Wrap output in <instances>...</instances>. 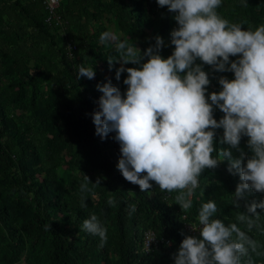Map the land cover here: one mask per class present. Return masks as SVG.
Listing matches in <instances>:
<instances>
[{"label":"trees","instance_id":"16d2710c","mask_svg":"<svg viewBox=\"0 0 264 264\" xmlns=\"http://www.w3.org/2000/svg\"><path fill=\"white\" fill-rule=\"evenodd\" d=\"M106 6L115 15L118 31L135 35L142 51L160 36L165 45L160 54L164 58L172 54L171 33L175 26L171 18L175 13L169 12L167 6L162 7L155 23H146L133 0H61L59 14L66 23L65 32L61 33L58 27L46 23L47 11L42 1L0 0V60L17 74L18 90L27 92V108L32 113L31 120H25L24 116L12 119L4 110L10 97L0 98V180L6 181L11 193L4 194L0 189V222L5 227V232L0 229V264H17L21 260L26 246L21 226L27 230L35 228L48 236V264H174L182 240L190 236L184 230V223L198 221L200 207L210 200L218 209L214 218L225 224L237 223L257 241L256 252L250 251L249 257L242 258V264L249 258L251 264H264V210L257 208L260 218L251 230L236 220L239 212L246 213V204L264 200V193H245L237 209L232 202L241 181L238 174L228 171L227 159L215 169L204 170L190 200L192 207L179 212L172 203V193L161 192L155 182L150 181L152 188L142 192L138 185L124 179L117 168L121 153L119 143L113 138L115 133H109L103 140L95 134L92 114L99 110L102 93L85 82V77L77 80L76 75L78 66H84L83 55L93 53L89 24L100 21ZM217 12L230 23L241 24L244 30L264 24V0H222ZM86 63L93 66L91 58ZM204 70L210 79L206 95L221 90L219 77L234 79L232 72H216L208 65H204ZM45 81L53 82L56 92L44 108H39V89ZM10 92L12 97H22L17 91ZM223 115L218 108L214 112L217 121ZM49 131H55L57 138L47 137ZM223 132V128L216 130L217 150L229 148L222 143ZM247 140L248 137H242L239 145L246 157L251 155ZM230 151L233 158L240 156V151ZM62 153L59 160L74 158L72 165L76 169L104 177L97 188L91 189L89 183L91 192L85 193L87 208H82L71 190L60 184V174L46 161V157L55 160ZM70 176L72 180L68 184L72 187L85 181ZM108 192L111 197L107 196ZM92 194L105 201L115 200L114 205H108L110 225L99 219L107 228L108 237L102 248L100 238L82 227L90 216ZM30 195L34 205L27 208L22 203L23 197ZM131 205H135V212H131ZM99 216L103 218V214ZM148 230L156 233L162 258H151L143 251L144 234ZM75 231H83L85 236L75 239Z\"/></svg>","mask_w":264,"mask_h":264},{"label":"clouds","instance_id":"9594fccd","mask_svg":"<svg viewBox=\"0 0 264 264\" xmlns=\"http://www.w3.org/2000/svg\"><path fill=\"white\" fill-rule=\"evenodd\" d=\"M157 3L175 13L177 23L171 33L174 51L167 58L160 54L165 46L160 36L141 54L134 44L119 40L110 31L100 35L101 43L116 42L118 55L108 58L110 71L120 64L115 79L119 81L125 71L128 75L123 94L111 79L97 84L102 95L99 110L92 114L95 134L103 140L115 133L121 153L117 168L126 181L142 192L152 188L150 181L161 192H177L174 200L182 210L192 207L188 197L199 186L204 170L215 169L227 159L228 171L238 174L241 181L232 202L239 209L238 201L245 193H264V24L244 30L241 24L230 23L217 12L222 0ZM126 64L137 67L125 68ZM204 65L216 72H232L234 79L219 77L221 90L206 95L210 79ZM82 77L93 79V67L79 65L76 79ZM217 108L224 114L219 121L214 118ZM219 128L224 130L222 143L229 148L217 150L214 146ZM245 136L251 153L247 157L239 148ZM230 149L240 151V156L233 158ZM100 182L98 178L91 183L85 176L80 185L82 208H87L84 194L91 192L89 183L99 186ZM107 204L112 206L115 200L109 198ZM245 207L246 213L239 212L236 220L251 230L260 218L257 208L264 210V200ZM130 208L135 212V205ZM217 211L212 200L202 204L199 238L190 235L182 240L174 264H242L250 251L256 252L257 241L237 223L214 218ZM82 227L98 236L99 247H104L107 228L96 214L85 219ZM245 264H251L250 258Z\"/></svg>","mask_w":264,"mask_h":264},{"label":"rangeland","instance_id":"374dc122","mask_svg":"<svg viewBox=\"0 0 264 264\" xmlns=\"http://www.w3.org/2000/svg\"><path fill=\"white\" fill-rule=\"evenodd\" d=\"M136 3L137 12L138 14H141L142 18L145 20L146 23H155L162 13V7L158 6L157 0H133ZM93 12L92 9L89 8V12ZM175 28L177 27V23L174 19V16L171 18ZM89 30H90V37H91V43L93 46V53L89 56L83 55L82 63L85 67L92 66L88 63H86L87 59L91 58L93 63V69L95 72V77L91 80L85 77V82H87L89 85L96 87L98 83L102 84L107 82L108 79H111L112 84L117 86L121 93H125L127 90V85L123 83L124 79L127 77L128 73L125 71L121 74L120 80L117 81L115 79V70L116 68L120 67L119 63L114 64L112 70H109V64H108V58L109 57H115L117 56V52L115 50V41L108 42V43H101L100 42V35L101 33L105 31L112 32L119 40H127L129 44H134L138 49L141 50V54H143L142 49L138 46L136 42V36H127L124 33L118 31L116 26V18L111 8L107 7L104 9V13L100 21L98 22H91L89 24ZM147 58H145L146 60ZM63 67V66H61ZM125 68L128 67H137V65L133 64H126L124 65ZM17 74L10 71L9 67H6L2 61L0 60V98L7 95L10 97L6 105L4 106V110L7 116L10 118H18L23 117L25 120H31L32 113L28 110L26 97L28 96L27 92H23L22 90H18L17 84ZM11 90H14L15 92H19L20 99H17L15 97H12ZM23 92V93H22ZM56 92V87L54 86L53 82L45 81L40 89L38 96V107L44 108L51 100L53 94ZM58 126V125H57ZM55 131H57V128H54ZM52 132L47 133V137L56 139V135H54ZM223 139V136L221 140ZM109 150V149H107ZM42 151V150H41ZM64 153V151H62ZM63 153L56 155L55 160H50L46 157V161L51 166L52 170L59 173L60 178V184L67 187V189H70L72 192V195L75 196L79 202H81V192H80V185L79 182L75 187L70 186L68 183L72 180L70 178V174L73 176H76L77 178H81L82 180H85V176H87L91 183H95L98 178H101L98 174L91 173L85 169H76L72 163L74 162V158L67 157L63 160H59V158L63 157ZM45 160V157H42ZM42 159V160H43ZM66 173H63V172ZM209 176H212L211 173H208ZM104 177L101 178L103 180ZM90 183V188H97L98 186H94ZM0 189L3 190V193H10V189L8 188V185L3 178L0 180ZM11 194V193H10ZM177 192H173L171 198H173V205L176 206L179 209V212H182L181 207L175 203L174 197L177 195ZM85 195V194H84ZM154 195V193H153ZM31 197H23L24 201L22 202L25 207L30 208L34 205L32 202L33 195H30ZM108 197H111L112 194L110 192L107 193ZM12 198H15V196H11ZM191 197H188L189 200H191ZM27 198V199H26ZM91 200V208L89 214H96L100 220H102L103 224H106L107 226L111 223V218H108V214L111 212V208L108 207L107 200L105 201L103 198L99 197L96 194H92L90 196ZM233 206V205H232ZM106 211L107 214H104L103 212ZM100 214H103V218H100ZM24 215V214H23ZM21 219H24L21 217ZM20 219V220H21ZM19 220V219H18ZM0 222V229L2 232H5V227L3 223ZM20 223V221H19ZM21 224V223H20ZM3 225V226H2ZM24 235L26 236V246L23 251L21 260L17 264H48V252H47V240L48 236L45 234L40 233L35 228H30V230L19 227ZM83 231H75L73 233V238L82 239L85 235ZM34 254V256H32ZM163 252L160 246L155 247L153 252L151 253V258H162ZM31 256V257H30ZM118 261H120V257H116ZM171 264V263H167Z\"/></svg>","mask_w":264,"mask_h":264},{"label":"built area","instance_id":"2783aa9c","mask_svg":"<svg viewBox=\"0 0 264 264\" xmlns=\"http://www.w3.org/2000/svg\"><path fill=\"white\" fill-rule=\"evenodd\" d=\"M42 1L46 11L47 18L46 23L50 26H55L59 28L61 33L65 32L66 23L63 21L61 15L59 14L60 2L61 0H40ZM72 49V47H69ZM199 222L198 221H187L184 223V230L189 235H199ZM159 241L157 239L156 233L153 230H148L144 234L143 240V251L151 255L155 247H158Z\"/></svg>","mask_w":264,"mask_h":264}]
</instances>
